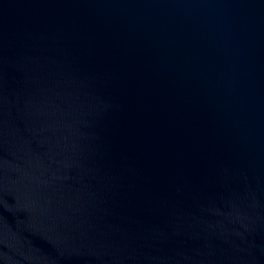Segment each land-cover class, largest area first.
Returning a JSON list of instances; mask_svg holds the SVG:
<instances>
[{
  "label": "water",
  "instance_id": "1",
  "mask_svg": "<svg viewBox=\"0 0 264 264\" xmlns=\"http://www.w3.org/2000/svg\"><path fill=\"white\" fill-rule=\"evenodd\" d=\"M0 264H264V0H0Z\"/></svg>",
  "mask_w": 264,
  "mask_h": 264
}]
</instances>
